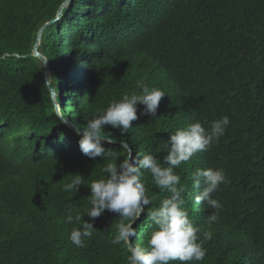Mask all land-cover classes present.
<instances>
[{
  "label": "trees",
  "instance_id": "16d2710c",
  "mask_svg": "<svg viewBox=\"0 0 264 264\" xmlns=\"http://www.w3.org/2000/svg\"><path fill=\"white\" fill-rule=\"evenodd\" d=\"M66 1L0 0V264H127L124 244L110 243L120 217L106 210L77 247L67 209L91 221L88 187L128 158L120 144L163 160L176 129L223 116L224 135L175 169L200 238L212 236L191 264H264V0H72L58 15ZM141 81L166 93L155 117L138 105L128 133L104 126L117 138L104 145L111 158L83 155L77 130ZM206 168L229 181L211 194L220 210L195 203L205 185L193 174ZM75 174L84 185L62 191ZM143 182L152 203L130 239L146 247L147 213L170 193L146 170Z\"/></svg>",
  "mask_w": 264,
  "mask_h": 264
},
{
  "label": "clouds",
  "instance_id": "9594fccd",
  "mask_svg": "<svg viewBox=\"0 0 264 264\" xmlns=\"http://www.w3.org/2000/svg\"><path fill=\"white\" fill-rule=\"evenodd\" d=\"M138 87L141 89L139 94L126 93L119 100H112L106 109L100 110L96 116L87 120L82 132L77 130V135L80 136L79 149L83 155L93 160L97 157L111 158L113 153L104 145L116 143L117 138L104 131V126L119 129L122 134L128 133L132 122L139 118L138 105L144 106L140 115L155 117L160 101L166 93L156 87L150 88L142 81ZM229 123V117L223 116L212 121L207 129L198 121L176 129L165 143L167 154L163 160L151 153L142 157L133 156L126 143L120 144L128 153V158L120 160L119 163H107L102 169L106 176L93 180L88 187L91 207L86 215L91 221L82 220L85 215H73L72 208L66 211L65 222L79 225L73 227L70 232L71 243L84 247L85 241L91 239L93 233L98 231L93 226L95 219L107 210L121 218L110 243L124 244L129 253L127 264H170L172 261L191 264L193 261H203L207 254V249L203 246L204 240H210L212 236L210 232L205 231L203 240L200 238L202 229L195 226L189 218L182 196L185 186L181 184V177L176 174L175 169L188 162L198 152L207 151L224 135ZM144 170L151 174L157 188L170 193L158 207L147 213L149 220L156 227L149 234L146 247L139 243L133 244L130 239L137 235L133 224L144 213L145 206L152 203L143 182ZM70 176L72 179L63 185L62 191L75 194L79 186L84 185V178L79 174ZM201 181L205 186L195 197V203H203L211 209H222V204L212 198L211 194L217 191L220 185L229 182L225 171L221 168L197 169L193 174V187L200 188ZM217 220L218 214L213 212L209 216V222Z\"/></svg>",
  "mask_w": 264,
  "mask_h": 264
},
{
  "label": "water",
  "instance_id": "95a60500",
  "mask_svg": "<svg viewBox=\"0 0 264 264\" xmlns=\"http://www.w3.org/2000/svg\"><path fill=\"white\" fill-rule=\"evenodd\" d=\"M72 0H67L64 4H63V6L60 8V10H59V13H58V15H60V13H61V10L65 7V6H67L70 2H71ZM52 23H54V22H51V23H49V24H52ZM49 24H47V25H49ZM40 31H42V29L40 30ZM34 51H35V55L37 56V57H39L43 62H44V59H42V57H40L39 55H38V53H37V51H36V46L34 47ZM45 64V63H44ZM45 67H46V64H45ZM53 94V93H52ZM54 95V94H53ZM141 217V216H140ZM140 217L137 219V220H139L140 219ZM136 224V222L133 224V226Z\"/></svg>",
  "mask_w": 264,
  "mask_h": 264
},
{
  "label": "rangeland",
  "instance_id": "374dc122",
  "mask_svg": "<svg viewBox=\"0 0 264 264\" xmlns=\"http://www.w3.org/2000/svg\"><path fill=\"white\" fill-rule=\"evenodd\" d=\"M54 96V95H53Z\"/></svg>",
  "mask_w": 264,
  "mask_h": 264
}]
</instances>
